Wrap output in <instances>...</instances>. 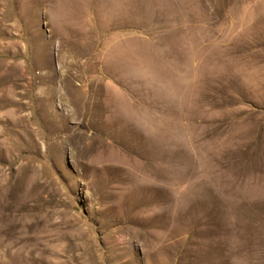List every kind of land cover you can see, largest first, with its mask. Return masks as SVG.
<instances>
[{
    "label": "rangeland",
    "instance_id": "1",
    "mask_svg": "<svg viewBox=\"0 0 264 264\" xmlns=\"http://www.w3.org/2000/svg\"><path fill=\"white\" fill-rule=\"evenodd\" d=\"M0 264H264V0H0Z\"/></svg>",
    "mask_w": 264,
    "mask_h": 264
}]
</instances>
